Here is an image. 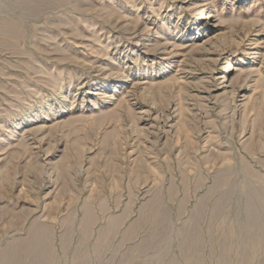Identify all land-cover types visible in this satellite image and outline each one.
Listing matches in <instances>:
<instances>
[{"label":"rangeland","instance_id":"obj_1","mask_svg":"<svg viewBox=\"0 0 264 264\" xmlns=\"http://www.w3.org/2000/svg\"><path fill=\"white\" fill-rule=\"evenodd\" d=\"M0 264H264V0H0Z\"/></svg>","mask_w":264,"mask_h":264},{"label":"bare ground","instance_id":"obj_2","mask_svg":"<svg viewBox=\"0 0 264 264\" xmlns=\"http://www.w3.org/2000/svg\"><path fill=\"white\" fill-rule=\"evenodd\" d=\"M165 21V20H164ZM164 23V22H163ZM163 28V27H162ZM105 29V28H104ZM158 31V30H157ZM155 32V33H158V32ZM148 33H151V32H148ZM147 33V34H148ZM154 33V32H153ZM159 35H160V33H159ZM152 36H154V37H156L157 36V34H152ZM163 37V36H162ZM165 37V36H164ZM162 44V43H161ZM153 51H155L154 49H153ZM156 52V51H155ZM153 53V52H152ZM83 65V64H82ZM235 67L233 66V64L231 63V62H228V64L226 65V67H225V70H226V72H228V71H235ZM237 70V69H236ZM240 70V69H239ZM226 77L227 76H224V75H222L220 78V80L222 81L220 84H224V83H226L227 85L226 86H224V88L225 87H228L229 89L230 88H232V90L234 89L233 88V85H234V83L232 82L233 80H230V78H228L227 77V79H226ZM223 89V88H222ZM97 96H99V95H102L99 91H98V93L96 94ZM245 106V105H244ZM36 115V114H35ZM34 121V120H33Z\"/></svg>","mask_w":264,"mask_h":264}]
</instances>
